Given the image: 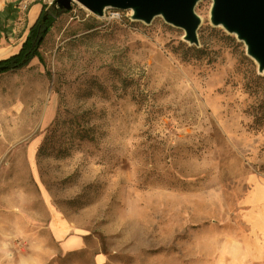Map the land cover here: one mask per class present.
Wrapping results in <instances>:
<instances>
[{
	"label": "rangeland",
	"instance_id": "rangeland-1",
	"mask_svg": "<svg viewBox=\"0 0 264 264\" xmlns=\"http://www.w3.org/2000/svg\"><path fill=\"white\" fill-rule=\"evenodd\" d=\"M35 1L40 59L0 73V264H244L220 255L264 174V71L211 0L197 46L160 16L12 3Z\"/></svg>",
	"mask_w": 264,
	"mask_h": 264
},
{
	"label": "water",
	"instance_id": "water-1",
	"mask_svg": "<svg viewBox=\"0 0 264 264\" xmlns=\"http://www.w3.org/2000/svg\"><path fill=\"white\" fill-rule=\"evenodd\" d=\"M74 1L99 17L106 8L130 10L131 19L144 23L160 16L166 23L184 31L183 40L195 46L199 43L200 18L194 11L199 0H53L54 7L59 10H70ZM209 21L242 41L245 53L257 65V72L264 71V0H211ZM41 39L42 36L38 43Z\"/></svg>",
	"mask_w": 264,
	"mask_h": 264
},
{
	"label": "crops",
	"instance_id": "crops-1",
	"mask_svg": "<svg viewBox=\"0 0 264 264\" xmlns=\"http://www.w3.org/2000/svg\"><path fill=\"white\" fill-rule=\"evenodd\" d=\"M40 10L39 2H33L23 16L18 2L0 0V51L6 50L2 55L19 49ZM249 182L250 189L244 196L243 229L229 235L227 250L220 256L244 264H264V174L250 177Z\"/></svg>",
	"mask_w": 264,
	"mask_h": 264
},
{
	"label": "trees",
	"instance_id": "trees-1",
	"mask_svg": "<svg viewBox=\"0 0 264 264\" xmlns=\"http://www.w3.org/2000/svg\"><path fill=\"white\" fill-rule=\"evenodd\" d=\"M35 1L34 3H38ZM59 10V9H58ZM62 11V10H59ZM46 17L43 19V16ZM53 17L45 10V6L42 5L38 17L29 27L28 33L24 41L21 43L17 52L0 59V73L15 70L26 66L33 57L40 59L38 47L39 37L47 33L49 26H51Z\"/></svg>",
	"mask_w": 264,
	"mask_h": 264
},
{
	"label": "bare ground",
	"instance_id": "bare-ground-1",
	"mask_svg": "<svg viewBox=\"0 0 264 264\" xmlns=\"http://www.w3.org/2000/svg\"><path fill=\"white\" fill-rule=\"evenodd\" d=\"M6 50L0 51V55L5 54Z\"/></svg>",
	"mask_w": 264,
	"mask_h": 264
}]
</instances>
